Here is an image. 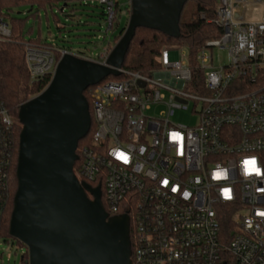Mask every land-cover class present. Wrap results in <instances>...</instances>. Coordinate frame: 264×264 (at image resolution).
I'll return each mask as SVG.
<instances>
[{"label": "built area", "instance_id": "obj_1", "mask_svg": "<svg viewBox=\"0 0 264 264\" xmlns=\"http://www.w3.org/2000/svg\"><path fill=\"white\" fill-rule=\"evenodd\" d=\"M1 1L0 43L12 35ZM98 1L111 29L116 3ZM122 5L128 16L132 0ZM248 5H262L259 21L246 18ZM216 9L221 36L187 60L169 56L187 46H166L157 67H122L120 78L90 92L92 140L75 174L101 186L110 215L131 211L121 214L134 224L132 264H264V0H217ZM49 42H25L32 82L53 75L71 52ZM215 48L228 61L215 64ZM189 109L195 125L174 122L176 110ZM15 126L0 96V236L12 199ZM246 158L257 161L259 176L243 173Z\"/></svg>", "mask_w": 264, "mask_h": 264}, {"label": "water", "instance_id": "obj_2", "mask_svg": "<svg viewBox=\"0 0 264 264\" xmlns=\"http://www.w3.org/2000/svg\"><path fill=\"white\" fill-rule=\"evenodd\" d=\"M189 0H132L128 24L105 62L68 52L50 83L19 109L18 187L9 225L27 264H132L130 215H110L101 186L79 181V141L92 116L85 91L121 68L136 29L179 38Z\"/></svg>", "mask_w": 264, "mask_h": 264}, {"label": "trees", "instance_id": "obj_3", "mask_svg": "<svg viewBox=\"0 0 264 264\" xmlns=\"http://www.w3.org/2000/svg\"><path fill=\"white\" fill-rule=\"evenodd\" d=\"M60 0H2L1 3L5 8L11 10L13 5L18 4H31L33 8L35 3L39 4H49L58 3ZM116 3L115 7V19L116 13L120 10V0H114ZM195 10L190 13V15L185 18L184 10L181 15L180 27L181 35L179 38L170 37L161 31L149 29L146 27H139L136 29L135 36L130 44L129 50L125 56L123 67L131 71H147L149 69L155 68L158 66V56L161 53V50L164 46L169 45H185L189 49L191 55L197 53L198 49L204 45L206 42L217 39L222 34V29L219 25L215 23L217 18V0H189ZM62 11V9H61ZM65 16H71L69 13H65ZM131 10L129 11L130 17ZM106 13H102L104 18ZM106 19V18H105ZM114 19V20H115ZM54 20L56 28L59 32V37H62V41H65V34L71 31L70 27L61 28L58 24L61 22V19L58 14L54 13ZM77 23V22H76ZM79 23V22H78ZM77 23V24H78ZM12 35L9 41L0 43V96L5 101L10 113L16 120L15 126V140H16V157L14 162V167L12 170V199L8 207L4 224L2 228L1 235L10 236L9 234V225L11 214L13 210V199L18 187L17 180V163H18V154H19V137L22 130V124L19 121L18 114L21 104L27 101L30 97H33L40 92H42L45 87L50 83L52 75H47L45 78L38 81H31L30 73L26 63V48H25V36L23 28L25 23L23 20L11 18L10 21ZM119 25V24H118ZM113 29V27L111 28ZM125 27H123L119 34L115 36L114 43H116L124 32ZM64 36V37H63ZM34 43L42 44H51L49 40H43L40 36L37 38H32L31 40ZM109 43V46L112 47ZM58 58L60 54H57ZM110 79H118L116 76L110 75L107 77ZM93 86L89 87L85 91V96L90 104V111L92 116V127L88 135L81 139L78 144L77 153L80 155L79 160L75 164V171L77 172L82 164L83 156L82 150L91 144L92 133L94 129V120H93V109H92V100H91V89ZM95 185V184H92ZM106 209L109 210L108 205L103 199ZM124 212H129V210H120L117 214ZM12 239H15L11 237ZM19 245L25 246L21 241L15 239ZM131 241H132V251L134 248V224L133 220L131 223ZM29 258L28 251L23 255L21 264H27Z\"/></svg>", "mask_w": 264, "mask_h": 264}, {"label": "rangeland", "instance_id": "obj_4", "mask_svg": "<svg viewBox=\"0 0 264 264\" xmlns=\"http://www.w3.org/2000/svg\"><path fill=\"white\" fill-rule=\"evenodd\" d=\"M123 3L125 0H120L121 8L116 13L113 29H108L105 22L106 16L102 17V13H106L105 7L98 0H60L57 4L52 5L35 3L31 12L32 7L28 3L13 5L11 10L4 7L3 10L9 15L8 21H11V18L23 20L25 23L23 28L25 41H30L31 37L35 39L40 36L46 41L54 40L58 47L69 49L72 53L82 52L91 59L98 60L109 43H111V48L115 46V36L128 24L129 17L125 14ZM62 8H65L64 12L71 16H65L61 11ZM194 10V5L188 1L184 10V17L187 18ZM261 12L262 5H248L245 16L249 20L259 21L262 18ZM54 13L59 15L62 23L71 28V31L65 34V41H62L61 36L59 37ZM213 55L215 64L219 65L228 61V54L225 50L215 48ZM169 56L172 61L187 60L190 52L188 48L173 49L170 50ZM173 120L177 124L195 125L198 117L191 109L176 110ZM27 251L28 248L19 245L15 239L5 235L0 236V264H21L22 257Z\"/></svg>", "mask_w": 264, "mask_h": 264}, {"label": "clouds", "instance_id": "obj_5", "mask_svg": "<svg viewBox=\"0 0 264 264\" xmlns=\"http://www.w3.org/2000/svg\"><path fill=\"white\" fill-rule=\"evenodd\" d=\"M243 173L245 175L255 173L257 176L260 175L261 169L257 166V161L255 159L246 158L242 161ZM217 177H223L225 174L223 172H217ZM225 195L227 193L225 192Z\"/></svg>", "mask_w": 264, "mask_h": 264}, {"label": "snow or ice", "instance_id": "obj_6", "mask_svg": "<svg viewBox=\"0 0 264 264\" xmlns=\"http://www.w3.org/2000/svg\"><path fill=\"white\" fill-rule=\"evenodd\" d=\"M259 168H260V167H259ZM260 174H261V173H260ZM216 177H217V175H216ZM217 178H220V177H217ZM166 183H167V182L165 181V184H166ZM224 192H226V193H227V192H228V190H227V189H225V190H224Z\"/></svg>", "mask_w": 264, "mask_h": 264}]
</instances>
